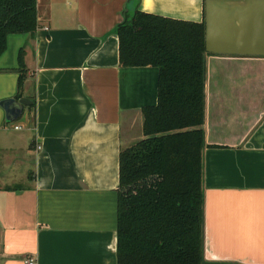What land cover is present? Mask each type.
<instances>
[{
  "label": "crops",
  "instance_id": "1",
  "mask_svg": "<svg viewBox=\"0 0 264 264\" xmlns=\"http://www.w3.org/2000/svg\"><path fill=\"white\" fill-rule=\"evenodd\" d=\"M131 1L37 0V31L8 39L0 264H118L120 152L142 139V111L158 104L159 69L120 65L116 29ZM205 1L141 0L139 10L202 22ZM205 61V260L264 264V57ZM18 93L33 105L10 124L1 103Z\"/></svg>",
  "mask_w": 264,
  "mask_h": 264
},
{
  "label": "trees",
  "instance_id": "2",
  "mask_svg": "<svg viewBox=\"0 0 264 264\" xmlns=\"http://www.w3.org/2000/svg\"><path fill=\"white\" fill-rule=\"evenodd\" d=\"M140 2L131 1L116 29L119 60L159 69L158 104L142 111V139L120 152L118 264H220L204 254L205 19L147 13ZM38 27L37 0H0V57L11 35ZM24 59L22 50L20 93Z\"/></svg>",
  "mask_w": 264,
  "mask_h": 264
},
{
  "label": "water",
  "instance_id": "3",
  "mask_svg": "<svg viewBox=\"0 0 264 264\" xmlns=\"http://www.w3.org/2000/svg\"><path fill=\"white\" fill-rule=\"evenodd\" d=\"M205 24L207 54L264 57V0H206ZM1 105L7 122L17 124L33 102L11 98Z\"/></svg>",
  "mask_w": 264,
  "mask_h": 264
},
{
  "label": "built area",
  "instance_id": "4",
  "mask_svg": "<svg viewBox=\"0 0 264 264\" xmlns=\"http://www.w3.org/2000/svg\"><path fill=\"white\" fill-rule=\"evenodd\" d=\"M16 128H17V129H20L21 127H16ZM39 149H41V148L39 147ZM25 263H26V264H36V263H35V260H34L33 258H28V259H26Z\"/></svg>",
  "mask_w": 264,
  "mask_h": 264
},
{
  "label": "rangeland",
  "instance_id": "5",
  "mask_svg": "<svg viewBox=\"0 0 264 264\" xmlns=\"http://www.w3.org/2000/svg\"><path fill=\"white\" fill-rule=\"evenodd\" d=\"M21 120H22V119H21ZM21 120H20V121H21Z\"/></svg>",
  "mask_w": 264,
  "mask_h": 264
}]
</instances>
